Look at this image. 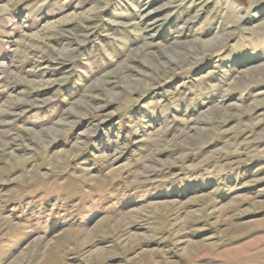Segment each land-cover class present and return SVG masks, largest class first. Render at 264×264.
<instances>
[{
    "label": "rangeland",
    "instance_id": "rangeland-1",
    "mask_svg": "<svg viewBox=\"0 0 264 264\" xmlns=\"http://www.w3.org/2000/svg\"><path fill=\"white\" fill-rule=\"evenodd\" d=\"M0 264H264V0H0Z\"/></svg>",
    "mask_w": 264,
    "mask_h": 264
}]
</instances>
